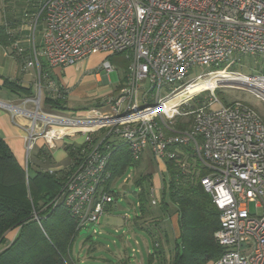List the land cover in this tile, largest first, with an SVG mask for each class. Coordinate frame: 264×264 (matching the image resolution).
Instances as JSON below:
<instances>
[{
	"label": "built area",
	"instance_id": "2783aa9c",
	"mask_svg": "<svg viewBox=\"0 0 264 264\" xmlns=\"http://www.w3.org/2000/svg\"><path fill=\"white\" fill-rule=\"evenodd\" d=\"M36 3L30 22L33 30L43 24L41 50H34L32 60L26 63L36 70L35 93L23 98L19 106H0L26 120L19 125L24 131L26 172L29 154L39 139L53 148L56 140L84 135L87 146L67 175L59 197L77 220L79 234L86 224L97 225L113 202L107 187L109 142L125 144L134 161L150 152L164 163L177 156L172 147L185 148L206 170L200 184L219 212V227L213 237L222 254L209 264H264V119L245 102L221 104L215 95L218 88L233 86L264 102L262 73L245 75L228 69L247 57L264 62V0ZM97 53L106 55L98 69L107 74L114 70L108 57L125 55L128 60L126 76L115 94L83 117L41 112L45 94L64 98L66 91L51 79L40 59L43 57L51 69L72 66ZM198 68L206 70L188 78ZM211 75L236 80L167 104ZM140 82L147 84L143 96L139 94ZM30 104L35 108L32 111ZM182 115L187 117L186 126L176 129L174 119ZM70 122L93 127L49 136L54 126ZM99 132L101 137L94 142L93 135ZM151 203L156 204L154 200ZM250 203L255 205L254 214L248 209Z\"/></svg>",
	"mask_w": 264,
	"mask_h": 264
},
{
	"label": "trees",
	"instance_id": "16d2710c",
	"mask_svg": "<svg viewBox=\"0 0 264 264\" xmlns=\"http://www.w3.org/2000/svg\"><path fill=\"white\" fill-rule=\"evenodd\" d=\"M26 1L31 2L33 8L37 5V0ZM9 29L8 23L0 24V45L4 48L12 47L15 41ZM11 54L16 56V51L12 50ZM3 85L10 90L18 89L26 97L32 95L13 81L5 79ZM64 99L45 94L43 104L51 110L65 111ZM185 126L181 121L175 122L176 129H184ZM108 145L110 178L107 187L128 168L138 169L140 165V160L132 159L125 144L111 141ZM86 146L84 143L79 147H65L71 160L67 170H35L29 175L0 137V264H71V246L79 231L77 220L59 197L67 175ZM171 150L177 152V156L164 160L168 179L164 181L163 194L168 202L162 201L161 204L166 207L171 203L178 214L179 236L171 264H208L220 257L222 250L213 237L219 227V212L200 184V179L207 172L200 167L197 173L190 172L186 164L189 158L185 160L188 149L172 147ZM151 178V173L140 172L134 180L141 190L138 197L142 214L148 212ZM15 229H18L16 237L6 245V234ZM153 255L157 256L158 262H165L157 249Z\"/></svg>",
	"mask_w": 264,
	"mask_h": 264
},
{
	"label": "crops",
	"instance_id": "0c3cea01",
	"mask_svg": "<svg viewBox=\"0 0 264 264\" xmlns=\"http://www.w3.org/2000/svg\"><path fill=\"white\" fill-rule=\"evenodd\" d=\"M33 12V6L29 5L26 0H0V24L8 23L10 25L9 30L15 38L14 44L10 48H4L0 45V103L19 106L22 104L23 98L26 97V94L18 89L10 90L6 88L3 85L5 79L15 82L22 89H28L32 95L35 93L34 80L35 76H37L36 70L34 67H26V63L32 60L34 50H41L43 24L39 23L33 30L30 22ZM12 50L16 51L18 59L11 54ZM105 57L106 55L97 53L72 66L51 69L46 67L43 57L40 59L41 66L46 69L51 79L66 91L64 99L66 110L64 112L83 117L87 110L97 106L109 95L115 94L112 92L110 74L102 77L98 74L101 71L98 69V65ZM101 81L104 86L103 88H99ZM69 100L80 101L84 104L79 108H68L67 102ZM25 123L26 120L19 117L15 118L11 112L0 106V137L8 145L22 167H24L23 160L25 155L24 131L19 125ZM70 145L72 146L64 138L54 141L53 148H49L43 140L39 139L34 148L36 155L33 164L34 170H67L71 166V160L65 147ZM139 163L145 164L146 170L150 169L147 172L141 171V173H151V188L157 189V176L158 174L166 173L165 164L155 160L150 152H146ZM113 181L110 184V190ZM173 212L170 215L167 213L158 217L153 210L148 208L147 213H141L140 217L135 216L133 222H131V218L129 217L127 220H124L123 224L125 226L129 224V228L127 226L128 233L135 239H137L136 235L140 236L141 240H138V242L135 240V245L138 248H132L135 260L130 261L128 255L124 256L121 253H117L114 254L117 264H162L158 262L157 256L153 255L156 249L161 252L165 260L163 264H169V259L174 254L175 241L179 236L178 214L175 212V209ZM99 222L98 225H100ZM110 223H114L113 226H115L117 220L106 217L105 221H103V225L107 228L111 226ZM17 232L18 229H15L6 234V245L16 237ZM154 233L157 234V238L153 236ZM149 241L152 243V249L149 246ZM96 249V245L88 247L87 257L84 259L80 258L78 261L74 259L70 251V263L93 264L91 260L95 259L89 254ZM136 254L139 255V259H136Z\"/></svg>",
	"mask_w": 264,
	"mask_h": 264
},
{
	"label": "rangeland",
	"instance_id": "374dc122",
	"mask_svg": "<svg viewBox=\"0 0 264 264\" xmlns=\"http://www.w3.org/2000/svg\"><path fill=\"white\" fill-rule=\"evenodd\" d=\"M27 3L29 2L27 1ZM29 5L32 6L33 4L30 2ZM34 8H36V6ZM98 54H102V53H98ZM108 61L114 67V70L108 74H110V80H111L110 84L113 90L112 92L115 93L117 91V88L119 87L121 79H123L126 76L127 68H128V60L126 59L125 55H115L108 57ZM228 69L234 70L240 74H245V75L251 74L253 72L262 73L264 75V62L259 58L247 57L241 59L240 62L236 63L234 66L228 67ZM204 70L206 69L204 68L193 69L192 73L188 78H192L197 72ZM98 74L101 77L107 75V73L104 70L99 71ZM36 80L37 77L35 76L34 84L36 83ZM140 86L141 89L139 91V94L140 96H143V94L146 92L145 88L147 84L140 82ZM103 87L104 86L101 81L99 84V88H103ZM215 95L221 104H228L233 101L245 102L249 106H251L264 119V102L256 98L250 92L244 89L235 88L233 86H224L218 88L216 90ZM83 104L84 103L80 101L75 102L73 100H69L67 102V107L74 109L83 106ZM192 104H195L194 100L190 101L191 106ZM28 108L31 111L35 109L34 106L31 104L28 105ZM40 111L43 113L58 114L68 118L76 117L74 114L64 112L63 110L49 109L43 104V99H41ZM186 120L187 117H185V115H182L181 117H177L174 119L175 122H180V121L185 122ZM93 137L94 140L98 141L101 137L100 132L95 133ZM65 138L68 144H72L74 146H81L85 143V137L82 134H75L73 136L65 137ZM112 141L114 142L116 140H112ZM186 155L187 156L185 160H187V157L189 158V161H186L187 166H189L187 168H189L190 172L197 173L199 170V166L196 164V162H194L192 157H189V153L188 154L186 153ZM35 159H36V155L33 150L32 152H30L28 157L27 174L29 175H32L33 172L35 171L33 167ZM23 164L25 167V155H24ZM149 170L150 169L146 170L145 164L141 163L138 169H136L135 167H130L121 176L114 179L110 190L113 198V202L106 206V210L104 214L101 216V221L99 222L100 225L98 224L95 225L93 223L86 224L85 233L76 237L72 243L71 255L74 257L75 260L78 261L80 260V258L84 259L85 257H87L88 255L87 248L95 245L97 249L91 252L92 254L91 253L89 254L92 255V257H94L95 259V260L93 259L91 260L93 264H117V261L114 258V254L117 253H121L124 256L128 255L130 261L135 260V258H133L135 254L132 251V248L134 249L138 248V246L135 245V240H137L138 242V240H141V238L138 235H136L137 239L133 238L131 234L128 233L127 230V226L129 228V224L125 226V224H123V221L127 220V218L129 217L131 218V222H133L135 216L140 217L141 211L139 209L138 195L140 194L141 190L139 187L135 185L134 180L135 177L139 175L141 171L147 172ZM157 177H158V186L154 185L157 187V189L155 190L154 188H150L149 192L150 193L152 192V197L151 194L147 196L148 199L147 208L149 207L150 210H153V212H155V215H158V217L161 215H166L167 213L170 215L171 213H174L173 212L175 209L174 206L171 203H169L166 207L161 205L162 201L168 202L167 196H164L163 194L164 181L167 182L168 177L166 173L158 174ZM152 200L156 202V205L151 204ZM248 209L251 214H254L256 212L255 205L252 203L248 205ZM106 217L116 219L117 220L116 225L113 226L114 223H110L111 226H109V228L104 226L103 221H105ZM153 236L157 238V234L154 233ZM149 246L152 249L151 241H149ZM172 256L173 255H171L169 259V264H171ZM137 258L139 259L138 254H136V259Z\"/></svg>",
	"mask_w": 264,
	"mask_h": 264
},
{
	"label": "bare ground",
	"instance_id": "6f19581e",
	"mask_svg": "<svg viewBox=\"0 0 264 264\" xmlns=\"http://www.w3.org/2000/svg\"><path fill=\"white\" fill-rule=\"evenodd\" d=\"M229 80H236V79L229 78L228 76L225 75H211L208 78L198 81L196 84L189 87L187 90L178 93L174 98L169 100L167 104L168 105L174 104L203 90H213L215 87L219 85H224L225 83L229 82ZM32 116L36 118L35 114ZM92 127H93L92 124H87V123L80 124V123L70 122L65 126H60V127L54 126L50 131L49 136L53 137L61 133L71 134L75 131H87L90 130V128Z\"/></svg>",
	"mask_w": 264,
	"mask_h": 264
},
{
	"label": "water",
	"instance_id": "95a60500",
	"mask_svg": "<svg viewBox=\"0 0 264 264\" xmlns=\"http://www.w3.org/2000/svg\"><path fill=\"white\" fill-rule=\"evenodd\" d=\"M83 233H85V230H82V231L80 232V234H83Z\"/></svg>",
	"mask_w": 264,
	"mask_h": 264
}]
</instances>
